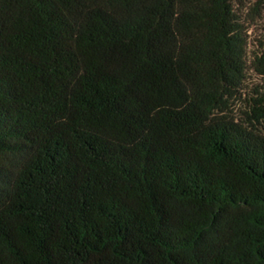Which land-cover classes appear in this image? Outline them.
<instances>
[{
    "label": "trees",
    "instance_id": "1",
    "mask_svg": "<svg viewBox=\"0 0 264 264\" xmlns=\"http://www.w3.org/2000/svg\"><path fill=\"white\" fill-rule=\"evenodd\" d=\"M143 1L121 20L96 0H0V264H264V134L222 99L154 109L179 92L160 55L175 0ZM215 2L190 58L232 95L242 59Z\"/></svg>",
    "mask_w": 264,
    "mask_h": 264
},
{
    "label": "rangeland",
    "instance_id": "2",
    "mask_svg": "<svg viewBox=\"0 0 264 264\" xmlns=\"http://www.w3.org/2000/svg\"><path fill=\"white\" fill-rule=\"evenodd\" d=\"M216 0H175L171 15V33L160 41L161 60L167 63L179 81V92L167 99L154 101L158 112L169 109L172 101L183 97L189 105L210 104L217 100L227 104L224 113H230L237 121H244L264 134V114L253 118L251 109L255 101L264 99V0H227L235 25L236 49L242 59L243 73L233 94L212 91L204 87L200 70L190 56L207 53L206 46L216 36L212 15ZM220 6H221V2ZM149 4V2H148ZM96 5L113 13L118 19L126 20L142 10L147 2L143 0H96ZM119 57L114 56L111 67H116ZM162 105L159 108V105ZM214 105V104H211ZM224 107V106H222ZM214 108V107H212ZM177 109H180L178 107ZM219 113V111H216Z\"/></svg>",
    "mask_w": 264,
    "mask_h": 264
}]
</instances>
